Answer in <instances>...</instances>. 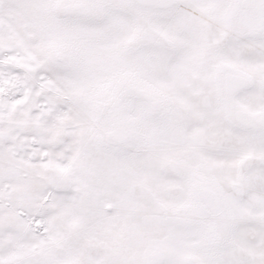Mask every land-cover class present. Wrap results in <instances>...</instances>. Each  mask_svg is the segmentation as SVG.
I'll use <instances>...</instances> for the list:
<instances>
[{"label": "snow or ice", "instance_id": "snow-or-ice-1", "mask_svg": "<svg viewBox=\"0 0 264 264\" xmlns=\"http://www.w3.org/2000/svg\"><path fill=\"white\" fill-rule=\"evenodd\" d=\"M0 264H264V0H0Z\"/></svg>", "mask_w": 264, "mask_h": 264}]
</instances>
